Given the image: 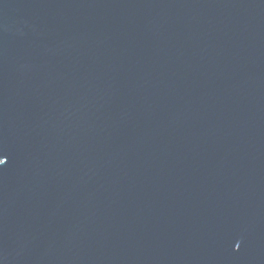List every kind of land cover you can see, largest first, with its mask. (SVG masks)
Returning a JSON list of instances; mask_svg holds the SVG:
<instances>
[{
	"label": "water",
	"instance_id": "95a60500",
	"mask_svg": "<svg viewBox=\"0 0 264 264\" xmlns=\"http://www.w3.org/2000/svg\"><path fill=\"white\" fill-rule=\"evenodd\" d=\"M0 264H264V0H0Z\"/></svg>",
	"mask_w": 264,
	"mask_h": 264
},
{
	"label": "snow or ice",
	"instance_id": "6c2138e0",
	"mask_svg": "<svg viewBox=\"0 0 264 264\" xmlns=\"http://www.w3.org/2000/svg\"><path fill=\"white\" fill-rule=\"evenodd\" d=\"M5 164V160L3 158H0V165H4Z\"/></svg>",
	"mask_w": 264,
	"mask_h": 264
}]
</instances>
